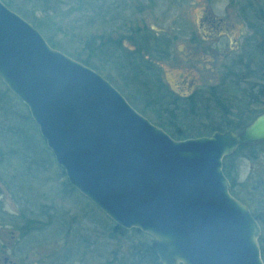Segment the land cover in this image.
<instances>
[{
    "label": "water",
    "instance_id": "1",
    "mask_svg": "<svg viewBox=\"0 0 264 264\" xmlns=\"http://www.w3.org/2000/svg\"><path fill=\"white\" fill-rule=\"evenodd\" d=\"M0 81L69 185L117 226L149 235L160 264H264L260 225L222 170L238 147L264 143V112L237 132L174 139L1 0Z\"/></svg>",
    "mask_w": 264,
    "mask_h": 264
},
{
    "label": "rangeland",
    "instance_id": "2",
    "mask_svg": "<svg viewBox=\"0 0 264 264\" xmlns=\"http://www.w3.org/2000/svg\"><path fill=\"white\" fill-rule=\"evenodd\" d=\"M1 1L5 5L8 4L7 6L12 11L28 21L40 32L44 39L49 40L56 47L55 49L62 53L68 56L86 59V53L90 51L92 56L88 58L89 62L95 68L99 67L101 72L108 76V78H114L117 75L126 76L128 73L118 71L117 69L110 70L106 68L105 63H107V57L104 58V55L103 57L98 56V50L101 46L105 52L107 50L106 44L115 41L116 45L119 46L122 40L121 38L123 37V41L126 43L125 45L128 46L130 45L128 41L133 39L132 33L136 32L137 28L149 32L166 30L172 26L170 17L175 13H179V18H183V20L188 22L195 21L197 16H201L204 13H212L219 17L229 15V22L233 23L236 28V33L232 36L237 37L240 32H243L246 34V38H249L257 30L252 43L253 48L243 49L242 64L238 63V65L230 68V71L221 70L216 65L218 67L210 66L208 68L206 67V69L193 71L189 75L183 74L182 76H177V82L181 83L178 86H181L180 89L183 90V85L187 86L189 82H194V86L211 85V89L216 86L218 93H220L217 97L223 99L224 105H228L234 99H240V92L248 89L250 84H253L255 81L257 83L254 85H257L254 91H252L255 95L258 94L260 89L259 85L264 86V77L260 80L253 76L257 70H260L264 66V0H181L174 7L170 5L171 10L168 13L169 0H163L158 3L156 5L158 7L157 9L150 8L152 2L146 0ZM161 11H163V15ZM241 14L243 17L240 16ZM192 27L197 34V24H193ZM182 41V39L176 41L173 50L176 62L185 63L186 61L184 62V59L186 55L183 50ZM259 44L262 48L261 52L257 51L260 50L257 49ZM86 47H90V49L88 50ZM120 47L123 52L128 50L127 47L121 45ZM253 49L255 52L252 51ZM238 54L231 53L227 57L228 61H232ZM208 64H211V62H208ZM159 75L163 84L174 91V81L171 80L170 74L164 71L163 66L159 70ZM225 75L237 76L240 80L236 82V85H233L235 87L230 88L229 80L224 79ZM4 88V85L0 83V90L4 92ZM10 97L8 96V99L6 98L7 100L5 99V101L8 104L11 103L9 106L12 107L15 115L12 118L2 114L0 115V147L6 153L3 160H0V164L7 166L15 163L19 177L25 180V182L23 180H19V182L26 187L25 189H28V194L35 199L34 203H36L35 206L37 209L41 208V203L44 202L55 205L56 210L54 211V216L51 218L49 227L46 228L44 234L39 235L41 240L43 237L47 239L45 243H48L50 246L49 254L58 255L60 248L65 249L66 255L71 256L72 259L67 264H108L116 256L118 259L115 262L113 261L115 264L128 250L129 239L122 241L121 239L113 240L109 238L104 233V230L112 226L108 224L106 218H104L105 216L100 213L101 211L98 212L94 209V206L87 204L86 201L79 198L76 194L70 193L67 195L68 192H65L66 194L63 193V197L65 198L54 197L56 191L67 188L63 186L62 178L59 177V170L55 166H50L52 169L41 168L38 172L31 174L20 160H16L14 163L8 162V140L11 137L8 135V132L5 133L3 128L6 125L12 126L16 120L18 127H27L26 124H28V122L20 121L23 115H27L28 110L26 105L23 103L22 105L18 98L14 100ZM246 102L231 103L235 104L236 107L237 105L242 107V111H247V113H250L249 110L252 108L253 110L259 109L260 107L264 108V98L252 108L251 106H247ZM206 104L208 105L209 101ZM211 106L210 115H208L209 118H206L207 121L205 123L197 119L196 121L193 119H184L178 122L180 125H186L188 127L201 128L204 125L206 126L199 132L195 130L186 131L190 133L189 136H207L211 133L210 128L214 127L216 121L219 120V122H222L225 120L224 117L220 116L219 107L217 105ZM148 117L151 119L150 121L147 118L150 122L153 120L154 122H162L158 121L152 115ZM202 121L204 120L202 119ZM162 123L166 125V123ZM17 146L19 149L23 148L20 142H18ZM255 154V158L249 159L241 156L243 155L241 152L232 160L234 176H237V185L233 189L237 193L238 198L243 200V202L254 198L249 193L251 183L264 176V144L255 151ZM12 159L14 158L12 157ZM0 177L4 182H8L2 174ZM1 180L0 201L4 208L13 211L18 206L14 204L10 192L7 191ZM250 206L251 208L254 207L252 203H250ZM255 209H258V214L264 222V216L262 215L264 208L260 204ZM62 218L64 221L66 220V234L64 229H61L59 225ZM127 236L138 239V241L140 240V237H137V233L132 231H129ZM261 237L264 239V231ZM76 257H82V259L76 260Z\"/></svg>",
    "mask_w": 264,
    "mask_h": 264
},
{
    "label": "flooded vegetation",
    "instance_id": "3",
    "mask_svg": "<svg viewBox=\"0 0 264 264\" xmlns=\"http://www.w3.org/2000/svg\"><path fill=\"white\" fill-rule=\"evenodd\" d=\"M146 1L152 2L150 8L157 9L156 5L163 0ZM179 1L181 0H169L167 13L171 6L174 7ZM161 13L163 15V11ZM240 16L243 17L242 14ZM170 22L172 26L160 32L137 28V31L132 33L133 39L128 41L130 43L128 46L123 41L124 37L121 38L119 46L115 41L106 44L107 50L98 56L107 57L106 68L127 72L126 76L108 78L99 67L96 68L97 72L117 88L131 107L142 116L150 119L148 116L152 115L158 121L166 123L168 127L176 129L175 126L185 128L178 123L184 119L195 121L197 119L205 123L207 117L204 118L203 109L206 107V111H210L209 104L206 103L211 94V85L194 86V82H189L187 86L183 85L184 90L180 89L181 86L178 85L181 83L177 82V76L189 75L193 71L210 66H219L221 70L228 71L238 63L242 64L243 49L253 48L255 33L249 38H246L243 32L237 37L232 36L236 33V28L229 22V15L219 17L212 13H204L197 16L195 21L188 22L179 18V13H175L170 17ZM193 24H197V34L192 27ZM180 39L183 40L181 43L186 55L185 63L175 60L173 47ZM120 45L127 47L128 50L121 51ZM231 53L240 54L232 61H228L227 57ZM161 66L174 81V91L163 84L159 75ZM162 122L152 121L157 126H166ZM191 130L196 131L197 127H191L188 131ZM42 210L44 209L16 207L10 211L4 207L0 208V264H67L68 261H72L71 256L66 255L65 249L60 248L58 255L49 254L50 246L45 243L47 239L39 238L40 234L45 233L51 221L49 212L44 213ZM35 219L38 223H33ZM77 259L82 257H76Z\"/></svg>",
    "mask_w": 264,
    "mask_h": 264
},
{
    "label": "trees",
    "instance_id": "4",
    "mask_svg": "<svg viewBox=\"0 0 264 264\" xmlns=\"http://www.w3.org/2000/svg\"><path fill=\"white\" fill-rule=\"evenodd\" d=\"M256 32H257V30H256ZM256 32H255V34H256ZM46 41L51 47L56 48L53 44L50 43L49 40H46ZM86 48L88 50L90 49V47H86ZM250 49H252V48H250ZM257 49H260V50H257ZM257 49H256L257 51H260V52L262 51L260 44L257 46ZM252 51L255 52L254 49ZM98 52L100 54L101 53L104 54L102 46L99 48ZM86 56H87L86 59H81V58L73 57V56H70V57H72L75 60L77 59V61H80L81 63H83V64H85L91 68H94V70L97 71V68H95L94 65H92L88 60V58L92 56V53H90V51H89L86 53ZM253 76L256 77V79L261 80L264 77V66L260 70H257L256 74ZM224 79L229 80L230 88L235 87L233 85H236V82H238L240 80L239 77L231 76V75H227V76L225 75ZM0 83L2 85H4V83H2L1 81H0ZM255 83H257V81H255L253 84H250L248 89L240 92V94H241L240 99H238V100L234 99L231 102L237 103L240 101L241 102L247 101L246 102L247 106H251V108L253 106H255L256 104H258L257 102H259L262 98H264V86L262 87L261 85H259L260 89L258 91V94L255 95L252 92V91H254V88L257 85V84L254 85ZM4 87H5L4 92L0 90V115L2 114V115H5L6 117L12 118L15 114L12 111V107L9 106V104H11V103L8 104V102L5 101V99L6 98L8 99V96L10 97L12 94L6 88L5 85H4ZM219 94L220 93H218V88H216V86L213 89H211L210 99H208L209 100V107L211 105L212 106L217 105L219 107V110H220V116L224 117L225 120H223L222 122H219V120L216 121L214 127L210 128L211 133L214 131H224L226 129H229V130L234 131V132L240 131L245 126L249 125V123H251L253 121V119L259 115V113L261 114L262 112H264V108H261V107L259 109H255V110H253V108H252L249 110L250 113H247V111H242V107H239L238 105L236 107L235 104H232L231 102L228 105H224L223 99H220V97H217V96H219ZM11 97L14 100L16 99L15 95H12ZM21 104H22V102H21ZM9 110H11V111H9ZM206 110H207V108L205 107L203 109V113L205 114V116L207 118H209L208 115H210V111H206ZM18 115H20V114L18 113ZM21 115H22V112H21ZM16 121H14L15 123L12 126L6 125L3 128V130H5V133L8 132V135H10V137H11L8 140V146H9L8 153H7V155H8L7 159L9 160L8 162L14 163L16 160H20V162L22 164H24V167L25 168L27 167V171L31 174L38 172L39 169H41V168L52 169L50 166H52V167L55 166L59 170V173H60L59 177L62 178L63 186L67 187V188H65L64 190L61 189V190L56 191L54 197L65 198V197H63L64 196L63 193L68 192L67 195H69L70 193H74L79 198L86 201L87 204L94 206V209H96L98 212H100L95 207V205H93L88 199L81 196L77 190H75L74 188H72V186L69 185V183L66 180V177H65L63 170L61 169V167H59L55 163L51 151L47 148L44 139L39 135L38 128L36 126L37 124H35L33 122V120L31 119V117L29 115V112L27 111V115H25V116L23 115L22 118L20 119V121L28 122V124H26L27 127H18L17 126L18 123ZM206 121L207 120H205V122ZM160 127L174 139H185V138L196 137V136H189L190 133H187L186 131L190 130L191 127H188L186 125H185V128L182 126H180V127L175 126L176 129H174L172 126L166 127V126L160 125ZM204 127H206V126H202L201 128H197L196 131L199 132ZM197 137H199V136H197ZM18 140H20V141H18ZM18 142L22 143V145H23L22 149L18 148V146H17ZM262 145L263 144L257 145V146H251L250 145L247 147H238L236 149V151L231 156L225 157L223 159V165H222L223 173L227 177V179L229 180V182L231 184L230 193L234 197H236L237 199H239V198L237 196V193L233 189V188H235V185H237V182H236L237 176H234V172H233L234 166H233L232 160L234 159V157L237 156V154H239L241 152L243 153V155H241V156L247 157L249 159H253L256 157L255 151H257L259 149V147H261ZM5 154L6 153L4 152V150L0 147V160H3ZM12 157L14 159H12ZM38 165H40V166H38ZM29 169H31V171H29ZM0 172L6 178V180L8 182H6V181L4 182L3 180H1V177H0V180H1V182L4 183L3 185L5 186L7 191L10 192L11 198H12V200H14V203L18 206V208L37 210V208L35 206L36 203H34L35 199L28 194L29 193L28 189H25L26 187L21 182H19V180H23V179L19 177L15 163L9 164L7 166H3L0 164ZM1 174H0V176H1ZM23 181L25 182V180H23ZM249 193L254 198H251V199H249L243 203L249 207V209L253 215V218H255L257 220L258 224L260 225L261 234H262V232L264 231V222L262 221L263 219H261V216L258 214V209H255V208H257V206L260 204L264 208V176H262V178H260L256 181H253L251 183ZM239 200L243 201L241 199H239ZM250 203H252V205H254L253 208H251ZM2 207H3V204L0 201V208H2ZM40 207L41 208H39V209H44V210H42L44 213L49 212L48 214L50 215L51 218L54 216V211L56 210V208H55V205L53 203L47 204L46 202H44V203H41ZM30 213H32V212H30ZM100 213L103 214L102 212H100ZM262 215L264 216V212ZM103 216H105V215L103 214ZM104 218H106V221L108 222V224L110 226H112L111 228H107V230H104L105 231L104 233H106L109 238H111L113 240L121 239L122 241L123 240L126 241L129 239L128 242H130L128 250L123 254V256L115 264H160L155 252L153 251L152 247L150 246L152 239H151V237H149V235H146L145 233H142L141 231H139L137 229H130V230L124 229L122 227L117 226L108 217L105 216ZM65 221L62 218L60 220L59 225H60L61 229H64L65 234H66L67 233V231H66L67 225H66ZM33 223H38L37 219H35L33 221ZM129 231L137 233V235H138L137 237L138 238L140 237V240L138 241V239L129 238L127 236V233ZM258 243L260 246L261 258L264 262V239H262L261 235L258 239ZM117 259L118 258L115 256L113 261L115 262ZM113 261H110L108 264H114Z\"/></svg>",
    "mask_w": 264,
    "mask_h": 264
}]
</instances>
